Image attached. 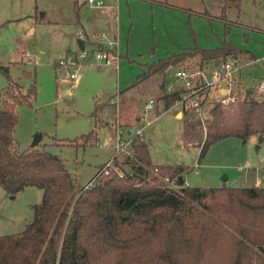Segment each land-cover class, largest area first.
Segmentation results:
<instances>
[{"label":"trees","instance_id":"16d2710c","mask_svg":"<svg viewBox=\"0 0 264 264\" xmlns=\"http://www.w3.org/2000/svg\"><path fill=\"white\" fill-rule=\"evenodd\" d=\"M240 4L224 0L221 18L227 20L226 13L240 10ZM197 56L203 66L253 54L226 40L216 48L196 45L147 65L119 95L159 77V91L151 96L158 116L179 98L166 91L172 79L169 69ZM0 70L8 79L0 106V185L13 196L29 186L43 190L25 229L0 235V264H264V185L169 189L165 179L183 178L190 166L155 163L149 143L137 139L133 155L115 160L109 173L100 166L94 184L78 188L60 155L35 147L20 150L17 107L29 102L35 88L25 93L8 66L0 64ZM117 95L97 104L93 115L98 118ZM239 97L228 106L214 102L206 130L194 112L184 111L181 139L185 146L201 148L199 162L216 141L264 136V99L254 90ZM97 139V130H92L62 145L85 146Z\"/></svg>","mask_w":264,"mask_h":264},{"label":"rangeland","instance_id":"374dc122","mask_svg":"<svg viewBox=\"0 0 264 264\" xmlns=\"http://www.w3.org/2000/svg\"><path fill=\"white\" fill-rule=\"evenodd\" d=\"M17 2L28 12L22 19L25 25L11 22L3 28L0 44L6 49L9 46L15 49V61L10 63L8 59L0 64L9 67L12 79L24 87L25 93L33 86L35 94L28 103L17 107L19 122L15 138L20 150L35 147L60 155L78 188L92 183L99 167L104 168L114 152L111 143L115 134V106L110 101L97 118L93 115L97 104L119 95L147 65L161 58L196 45L220 47L226 40L262 59L256 65L241 69L242 83L238 78L235 83L237 94L242 93L244 98V93L252 89L256 97L264 99V92L257 89V85L264 83V0H241L240 10L231 8L226 13L227 20L221 18L224 0H120L113 6L117 13L118 63L114 66L92 63L80 68L57 66L58 59L67 54L63 31L79 26L76 5L71 0ZM108 11V8H82L80 15L90 27V14L93 16L96 12L97 16L106 17ZM227 26L230 27L228 33ZM75 39L73 35V49L78 47ZM186 63L197 62L188 59ZM174 68L172 66L169 72H174ZM74 71L78 72L76 79L70 77ZM159 82V77L153 78L143 89L119 95L123 122H134L139 115L138 105L158 93ZM7 85L8 79L0 70V106L1 93ZM158 116L150 114L153 122L145 131L153 161L189 165L190 171L183 175L189 186L264 185L262 136L216 141L199 162L201 148L185 146L182 142L183 119L177 116L176 109L162 111ZM92 130L98 132L97 142L78 147L62 145ZM39 133L43 139L33 146ZM42 197V189L29 186L13 198L0 185V235L22 232L33 220V205L41 202Z\"/></svg>","mask_w":264,"mask_h":264},{"label":"built area","instance_id":"2783aa9c","mask_svg":"<svg viewBox=\"0 0 264 264\" xmlns=\"http://www.w3.org/2000/svg\"><path fill=\"white\" fill-rule=\"evenodd\" d=\"M78 7H89L94 9H104L113 7L120 0H71ZM114 24L112 26L102 27L93 34H90L92 43H87V35L83 29L77 33L78 47L69 49L67 54L57 61L58 67L80 68L87 64L97 63L108 66H114L120 58L119 40L117 28V13H113ZM81 42L84 43L80 46ZM260 63V59L250 60L248 64ZM242 68L241 59L231 56L227 59H221L216 62L205 63L201 66L199 63L183 65L174 69L171 74V81L167 84L168 93H177L179 98L172 107H180L182 111L194 112L201 120L203 129H207V119L210 109L214 102L224 106L236 104L240 101L239 93L235 88L238 74ZM72 79L78 77V72L70 74ZM223 83L226 84L223 87ZM257 89L264 92V83L257 85ZM115 106V115L113 127L115 130L113 141V156L107 162L102 171L109 173V168L114 167L115 160H121L126 154L133 155L131 146L137 139H145V131L153 119L150 114L155 113L156 99L150 97L144 101L143 107L139 108V115L135 117L134 122L125 123L120 115V97L117 95L111 100ZM157 117V115H156ZM146 140V139H145ZM166 187L177 190L181 185L189 186L187 180L182 178L165 179ZM94 182V181H93ZM87 185L91 186L94 183Z\"/></svg>","mask_w":264,"mask_h":264},{"label":"crops","instance_id":"0c3cea01","mask_svg":"<svg viewBox=\"0 0 264 264\" xmlns=\"http://www.w3.org/2000/svg\"><path fill=\"white\" fill-rule=\"evenodd\" d=\"M82 8H89V7H80V8H76V19H77V22L79 23V26L75 29V27H72L70 28L69 30H65L63 31L64 35L63 36V40L65 42V52L67 53V51L69 49H73L72 46H71V42L73 41V35H75L76 39L75 41L78 43V37H77V33L80 29H83L84 31H88L90 34H93L94 32H96L97 30H99L100 28L102 27H107V26H112L114 24V18H113V13H114V9H116L115 7H109L108 9L110 11H108V16L106 17H103L102 15H96V12L95 14L92 16V14H90L88 17V21L90 23V27L83 21L81 15H80V12H81V9ZM91 10V9H90ZM25 13H28V12H25L24 10V6L23 5H19L17 0H0V39H1V32L3 30V28L5 26L8 25V23H11V22H17V26H24L25 25V21H23L22 19L24 18V16L26 15ZM31 13V12H30ZM28 16H31L32 14H27ZM41 23L43 22V19L40 20ZM59 25V24H57ZM56 27V25H55ZM10 49V50H9ZM10 51V58H8L9 56H7V51ZM250 51V50H249ZM252 54H253V57L252 58H249V57H245V58H241V63L242 61L244 60H252V59H255V58H259L257 55H255L252 51H250ZM14 53H15V49H13L11 46H9L8 49H6L2 44H0V62L4 63L6 62L8 59V61L10 63H13L15 60L14 58ZM65 53V54H66ZM62 57V56H61ZM60 57V58H61ZM59 58V59H60ZM189 59H194L196 60V62L198 63L199 61V56L195 57V58H189ZM250 60H248L247 62L245 63H242V68L244 66H252V65H256V64H248V62H250ZM262 60V59H260ZM17 63V61H16ZM209 63V62H208ZM207 64V63H206ZM241 68V69H242ZM173 72H171L170 74H172ZM138 76V75H137ZM157 78V77H155ZM153 79V78H152ZM238 79L239 81L242 83V80H243V75L241 73V70L238 74ZM148 82V81H147ZM142 83L139 87H137L136 89H143L145 84L147 83ZM160 83V82H159ZM256 87V86H255ZM133 90V91H136ZM158 89H159V86H158ZM252 89H248V91H251ZM132 91V92H133ZM159 91V90H158ZM123 94H121L120 96H122ZM142 103H140L138 105V107L141 106ZM172 109H176V114L177 116L181 119L184 120V116H185V112L182 111L180 109V107H171L170 109L168 110H164L163 112H167V111H170ZM113 113V112H112ZM161 116V115H160ZM158 116V118L160 117ZM108 124V123H106ZM183 131V130H182ZM43 137V136H42ZM43 139V138H42ZM41 139V141H42ZM40 141V142H41ZM183 142V141H182ZM111 147L113 149V143H111ZM16 197V196H15ZM13 197V198H15Z\"/></svg>","mask_w":264,"mask_h":264},{"label":"water","instance_id":"95a60500","mask_svg":"<svg viewBox=\"0 0 264 264\" xmlns=\"http://www.w3.org/2000/svg\"><path fill=\"white\" fill-rule=\"evenodd\" d=\"M226 86V84L225 83H223V87H225ZM248 93H252V90L251 91H248ZM143 107V104H141V106L139 107V108H142ZM263 136L261 137V140H263ZM41 139H42V133H39V134H37L36 135V138H35V141H34V143H33V146H36V145H38L39 143H40V141H41ZM180 181L182 182V177L180 178ZM13 197H15V196H13ZM77 215V212L75 211V214H74V216H76Z\"/></svg>","mask_w":264,"mask_h":264}]
</instances>
